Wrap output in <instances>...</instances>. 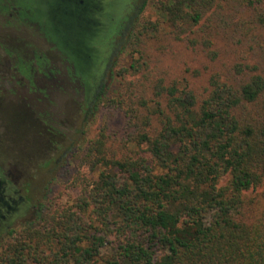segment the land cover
Instances as JSON below:
<instances>
[{
  "label": "trees",
  "instance_id": "trees-1",
  "mask_svg": "<svg viewBox=\"0 0 264 264\" xmlns=\"http://www.w3.org/2000/svg\"><path fill=\"white\" fill-rule=\"evenodd\" d=\"M109 1L102 63L132 6ZM146 1L158 17L138 14L126 31L130 61L116 66L107 99L128 132L111 138L102 127L86 141L80 164L93 176L77 171L70 203L10 230L0 264H264V0ZM11 3L12 18L39 20L68 66H84L44 5Z\"/></svg>",
  "mask_w": 264,
  "mask_h": 264
},
{
  "label": "rangeland",
  "instance_id": "rangeland-1",
  "mask_svg": "<svg viewBox=\"0 0 264 264\" xmlns=\"http://www.w3.org/2000/svg\"><path fill=\"white\" fill-rule=\"evenodd\" d=\"M46 1V13L62 48L75 59H84L83 38L91 21V4ZM144 3L147 1L133 0L127 22L101 62L87 101L82 79H71L75 73L64 61L62 51L41 36L39 27L12 18L17 10L14 3L7 5V13L0 11V179L6 192L15 199L20 196L19 203L25 205L4 220L7 226L0 231V243L10 238V230H17L28 220L39 223L54 207L67 205L79 194L80 187L71 186L70 177L77 171L93 176L89 167L80 164V156L86 141L100 128L104 127L111 138L128 132L124 113L110 106L107 99L116 87V66L130 61L124 46L126 31L138 14L158 17L155 9ZM14 59L15 66L17 59H23L31 73L13 68ZM177 62L179 67L185 65L180 57ZM101 88L103 101L94 106L93 98ZM256 192H249L247 197H254Z\"/></svg>",
  "mask_w": 264,
  "mask_h": 264
},
{
  "label": "flooded vegetation",
  "instance_id": "flooded-vegetation-1",
  "mask_svg": "<svg viewBox=\"0 0 264 264\" xmlns=\"http://www.w3.org/2000/svg\"><path fill=\"white\" fill-rule=\"evenodd\" d=\"M11 1H14V0H5V3L10 4ZM20 2H22V0H20ZM34 2L35 4H40V5L42 4L46 7L47 1L46 0H34ZM89 2L88 0H77L76 1L77 4H91L90 13L92 14V16H91V21H89V24H90L88 28L89 32L87 36L84 37L86 38L84 40L86 44L84 45V48L86 51L85 52L86 62L83 67L76 65L74 61H72L70 65L72 71L76 73V75H73L72 77L80 78L81 76L83 90L86 94V101L89 98L90 91L95 87L94 81L98 74V71H99V68L102 62V58L105 56V50L103 48L102 49L99 48L98 46L100 43H103L101 35H102V32H104L103 29L105 28L104 23L100 22L103 16L102 13L100 12L104 10V8L105 9L108 8L109 4H113V2L109 0H90ZM132 2L133 0L128 1L129 4H132ZM25 11L28 12V10H25ZM34 23L38 27L39 26L42 27L41 24L39 23V20L35 19ZM98 24L101 25L100 28L97 27ZM51 36L53 38V35ZM104 38H106V36ZM52 43H55V42H52ZM90 44H95V46H89ZM92 52L97 53L95 55L96 58H95L94 63H91L90 53ZM19 61L21 62L22 66H24L25 70L28 73H31V67L27 66V64H25L23 59L22 60L20 59ZM91 68H93V71H91L92 70ZM3 184H4L3 181L0 179V231L7 226L4 223V220L6 221L7 218L10 217L11 214L12 216H14L17 210L25 206L24 204L19 203V200H21V197L18 196V198L16 199L13 198L9 193L6 192V189L3 188Z\"/></svg>",
  "mask_w": 264,
  "mask_h": 264
}]
</instances>
